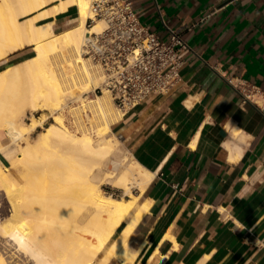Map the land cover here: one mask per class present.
Listing matches in <instances>:
<instances>
[{"label": "crops", "instance_id": "0c3cea01", "mask_svg": "<svg viewBox=\"0 0 264 264\" xmlns=\"http://www.w3.org/2000/svg\"><path fill=\"white\" fill-rule=\"evenodd\" d=\"M133 5L150 31L167 39L168 28L180 27L191 48L170 91L149 96L111 125L112 171L121 168L111 167L117 154L154 173L140 199H151L149 210L131 234L139 251L134 264H264V244L257 243L264 242V114L236 87L241 81L264 90V0ZM75 21L70 8L56 24ZM230 123L247 134L242 149L236 141L221 147ZM7 138L0 133L2 143Z\"/></svg>", "mask_w": 264, "mask_h": 264}, {"label": "bare ground", "instance_id": "6f19581e", "mask_svg": "<svg viewBox=\"0 0 264 264\" xmlns=\"http://www.w3.org/2000/svg\"><path fill=\"white\" fill-rule=\"evenodd\" d=\"M92 2L0 0V13H9V18L0 25V61L26 46L32 49L30 55L0 69V133L3 131L10 138L8 144L0 139V153L16 171L19 163L28 164L34 160L39 155L38 147L43 145L49 146V152L70 160V167L57 185L64 197L52 196L46 205L52 216L60 217L59 220L50 219L51 224L68 230L76 242L85 239L77 244L75 240L67 241L63 246L58 240L41 239L29 225V219L18 216L19 212L5 197L6 207L0 202V236L33 264H93L95 259L96 264L114 260L120 264H134L139 251L131 246V234L151 203L150 198L142 202L140 199L154 173L135 159L128 161L127 157L115 154L111 167L121 168L117 172H105L102 180L109 178L124 195L105 193L101 182L92 176L114 153L117 145L111 125L124 113L106 89L95 93L93 98L83 96L103 80L100 65L86 56L82 48L88 34L100 31L105 25L102 18L94 15ZM70 8L76 12V21L59 28L58 16ZM89 18L92 23L87 25ZM26 83L27 88L24 87ZM22 84L24 89L19 86L15 93V88ZM18 95L22 96V109L29 110L27 120L12 109ZM248 95L258 105H264L254 92ZM66 100H80L81 104L68 106ZM65 106L69 107L76 130L66 125L63 113L58 111ZM43 110L52 116L45 124ZM34 111L39 113L34 114ZM89 112L92 117L86 122L83 113ZM13 143L16 145L10 147ZM59 173L55 170L53 175ZM12 174L9 167L0 165V182L10 181ZM88 205L91 211L82 214ZM2 251L0 264H10L12 259L8 261L4 254L7 252Z\"/></svg>", "mask_w": 264, "mask_h": 264}, {"label": "built area", "instance_id": "2783aa9c", "mask_svg": "<svg viewBox=\"0 0 264 264\" xmlns=\"http://www.w3.org/2000/svg\"><path fill=\"white\" fill-rule=\"evenodd\" d=\"M92 9L105 25L88 34L82 45L84 54L97 62L103 73L101 84L91 92L106 89L115 105L126 111L149 96L170 91L181 77L184 53L191 50L180 27L168 28V38H161L140 21L133 0H93ZM91 23L87 19V25ZM236 87L244 101L264 114V105L248 95L254 92L264 102V90L241 81Z\"/></svg>", "mask_w": 264, "mask_h": 264}, {"label": "rangeland", "instance_id": "374dc122", "mask_svg": "<svg viewBox=\"0 0 264 264\" xmlns=\"http://www.w3.org/2000/svg\"><path fill=\"white\" fill-rule=\"evenodd\" d=\"M8 18H9L8 12L0 13V25L1 23H4V21L7 20ZM20 52L21 53L23 52V54L18 56L16 59H13L7 62L6 65L16 62L18 60H21L22 58L30 55L32 53V49L30 46H26L25 48H22ZM19 86L23 88V84L18 85L15 88V93H16V90H18ZM24 87L27 88V83L24 84ZM91 89L92 87L89 89L87 93H84L83 96H88L89 98H93L95 95L93 92H91ZM14 101L15 103L12 106V109L16 111L17 113L21 114L22 119L27 120L30 114L28 113L29 110L25 111L20 106L21 101H22V96L20 97L18 95L17 99H15ZM66 102H67L66 105L68 106L81 104L80 100H71V101L66 100ZM58 111H61L63 113V117H64V121L66 125L71 130H76V125L71 116V112L69 111V107L65 106L64 108L59 109ZM38 113L39 111H34V114H38ZM41 114L46 119L44 124L47 123L49 120H52V116L50 115L49 111L43 110ZM83 114H84V119L86 120V122L88 121L89 118L92 117V114L90 112L83 113ZM40 129H42V127H40ZM91 133L92 135L96 136L95 132H91ZM9 142H10V138L8 137L7 143ZM15 145L16 144L13 143L10 145V147L15 146ZM48 148L49 146L47 145L38 147L37 152L39 155L35 157L34 160H32L28 164L19 163L17 171L10 167L9 161L5 159L4 157H2L0 153V165L2 167L4 166L9 167V170L13 173L12 175H10V179H11L10 181L0 182V190L4 193V194H2V192L0 193V202L3 206L6 207L7 205L6 199L10 201L13 205V208L19 212L18 216L29 219V225L35 228V230L38 232L41 239L43 240L53 239L54 241L58 240V242L61 243V245L63 246L64 242L75 240V238H73L71 234L69 235L68 230H66L65 228H61V227L51 224L50 219L59 220L60 217L58 215L52 216L49 211V207L46 205V203L49 200H51L50 197L56 196L57 194H59V196L64 197L65 194L62 193L58 189L57 185L58 183H60L59 181L60 177L65 174V170L70 167L71 162L67 157L63 155L49 152L47 150ZM109 163H110L109 160L103 161L101 164V167L95 169L92 176H96L97 180L101 182L100 186L105 193H111L112 195H115V196L124 195L122 189L116 188L112 184L108 183L109 178L104 179L105 181L102 182L104 175H105V171L114 172L112 171V168H110ZM55 170H59L60 175L56 174L54 176L53 172ZM52 188H55L56 190ZM132 189H133V192L136 193V189L135 188H132ZM87 211H91V206L89 205L86 206L82 214ZM83 220L84 219H81V221ZM84 240H78V241H84ZM7 241L8 240H6V238L0 236V250L1 251L3 250L2 251L3 253L5 251L7 252L4 254L7 257L8 261L9 259H12L9 261L11 262L10 264H12L13 262H14L13 264H15V261H16V264L17 263L24 264L25 262L26 264H30V263L33 264L30 258H28L27 256L25 258L24 254H22L21 252L19 254L16 248H14V245L8 243ZM78 241L76 242L75 240V243L77 244ZM3 243H5V245ZM3 245L4 246L9 245L8 247L10 251L7 249L8 247H4ZM11 246H13L12 249H11ZM10 254L12 255L10 256ZM21 255L25 258V260ZM99 255L100 254H97V257H99ZM27 258L28 260H26ZM96 263L97 261L95 259L93 264H96ZM108 264H120V263L119 261L114 260Z\"/></svg>", "mask_w": 264, "mask_h": 264}, {"label": "clouds", "instance_id": "9594fccd", "mask_svg": "<svg viewBox=\"0 0 264 264\" xmlns=\"http://www.w3.org/2000/svg\"><path fill=\"white\" fill-rule=\"evenodd\" d=\"M224 130H225L226 136H225V139L221 142V147L224 148L225 150H227L229 145L233 141H236L238 143V145L241 146V149H242V145L245 142V138L247 136V134L244 132V130L240 127L233 125L232 123L227 125ZM228 160L230 163L232 162L231 156L228 157ZM237 195L241 199L245 198V195H246L245 189H242L241 193H239ZM239 226L240 225H238V227ZM257 243L258 244H264V242H261V241H257Z\"/></svg>", "mask_w": 264, "mask_h": 264}]
</instances>
